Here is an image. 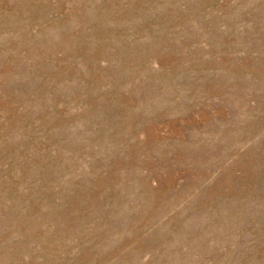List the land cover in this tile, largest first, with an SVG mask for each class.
<instances>
[{
	"label": "rangeland",
	"instance_id": "1",
	"mask_svg": "<svg viewBox=\"0 0 264 264\" xmlns=\"http://www.w3.org/2000/svg\"><path fill=\"white\" fill-rule=\"evenodd\" d=\"M0 264H264V0H0Z\"/></svg>",
	"mask_w": 264,
	"mask_h": 264
},
{
	"label": "bare ground",
	"instance_id": "2",
	"mask_svg": "<svg viewBox=\"0 0 264 264\" xmlns=\"http://www.w3.org/2000/svg\"><path fill=\"white\" fill-rule=\"evenodd\" d=\"M191 159H192V158H191ZM191 159H190V160H191Z\"/></svg>",
	"mask_w": 264,
	"mask_h": 264
}]
</instances>
